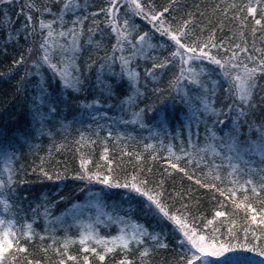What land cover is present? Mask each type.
Returning a JSON list of instances; mask_svg holds the SVG:
<instances>
[{
  "label": "snow or ice",
  "instance_id": "snow-or-ice-1",
  "mask_svg": "<svg viewBox=\"0 0 264 264\" xmlns=\"http://www.w3.org/2000/svg\"><path fill=\"white\" fill-rule=\"evenodd\" d=\"M0 34V79L19 73L26 97L23 122L0 127V264H264V0H0ZM84 120L104 143L128 123L162 137L93 166L77 129L64 174L111 210L87 222L86 202L53 216L64 197H30L16 163Z\"/></svg>",
  "mask_w": 264,
  "mask_h": 264
},
{
  "label": "trees",
  "instance_id": "trees-1",
  "mask_svg": "<svg viewBox=\"0 0 264 264\" xmlns=\"http://www.w3.org/2000/svg\"><path fill=\"white\" fill-rule=\"evenodd\" d=\"M192 2V0H189ZM15 19V16H13ZM21 19H23L21 17ZM2 36V34H0ZM4 43L3 39H0V46ZM23 43V40H21ZM13 52V46H9L8 48V56L0 57V71L4 70V65L7 64L11 58ZM19 79V73L14 75L11 80H3L0 79V127H4L5 125H13L14 123H22L23 122V111L22 105L25 96L17 93L15 88V83ZM112 113H110L111 115ZM122 120H128L129 117L121 115ZM90 121L84 120L83 127L80 125H73L70 133H63L61 136H66V141L61 140V136H57L55 141H49L47 138L43 140L34 141L35 147L29 151L28 147L25 146L21 149L20 159L16 162L17 164H23L25 170L27 171V175L25 179L30 182L29 186V196L30 197H38L41 193L46 194L50 200L56 199V194L59 193L60 196L64 197V201L58 203L55 209L52 211V214L59 213L61 210L63 211L68 204L73 203L74 201H79V196L77 191V183L73 181L71 176L64 174V169H76L78 167V160L76 159L75 153V144L74 138L79 135V132H83L85 135L84 141L81 142V151L86 153L88 156L92 157L93 166L95 161L99 160L102 149L104 147L109 148V155L118 154L119 148L123 147L125 144L128 146V150L131 151L138 142H147V138L152 136L155 133V128H153L150 133L147 128L141 130L139 125H135L132 123H128L127 125H120L117 130L131 132L132 137L129 138L125 136L119 142L115 140V138H109L107 143H104L105 133L101 130L98 135H95L96 127L95 124L92 125L91 128L88 127ZM79 129V132L77 131ZM95 131V132H93ZM196 129L193 127V132L195 133ZM201 133V137L197 138L195 135L193 136V142H197L198 139L202 140L203 135V127L199 129ZM177 133H181L184 139H187V128L180 129L176 126H173L169 131H166L163 135L169 137V139L176 135ZM91 137L92 140L95 141L94 144L88 143V138ZM162 137L155 136L154 139L159 140ZM167 144V140L164 141ZM173 143L179 147V139L173 141ZM57 144H63L62 147H56ZM51 145V147H50ZM116 149V152L113 153V149ZM43 161V163H41ZM33 167L37 169L39 167H44L47 171L55 172L59 170L63 179L60 181L56 180H48L46 178H41V174L39 171H31ZM154 166V171H155ZM227 172L222 171V173ZM224 175V174H221ZM243 178V177H242ZM186 183V182H185ZM227 186V182H226ZM86 195V193H82L81 195ZM121 192L119 190H112L108 196H112V199L119 201L121 197ZM80 196V197H82ZM39 202V201H37ZM137 213L140 214V209L137 208ZM116 228L112 229L114 233ZM102 234L105 233V228L102 227L100 229ZM70 233H74L70 230ZM61 234L60 231L57 232V235Z\"/></svg>",
  "mask_w": 264,
  "mask_h": 264
},
{
  "label": "rangeland",
  "instance_id": "rangeland-1",
  "mask_svg": "<svg viewBox=\"0 0 264 264\" xmlns=\"http://www.w3.org/2000/svg\"><path fill=\"white\" fill-rule=\"evenodd\" d=\"M93 132H95V131H93ZM194 143H196V142H194ZM217 162L218 163L220 162L219 159H217ZM241 167H244V165H241ZM225 170L228 172V169L226 166L222 167L221 168V174L227 173V172L222 173V171H225ZM243 178H245V177H243ZM87 200L84 202L87 203L88 207L84 209L83 215L81 217H78V219H84L87 222V219H88L90 212L92 214L93 219L95 218L97 211H99V213H111V210L109 208L105 207L102 202L99 206V209H97L96 204H95V200H92V201H89V200L87 201ZM109 202H111V201H109ZM61 212H62V210L59 213L52 214V215L55 216L57 214H60ZM65 222H67V224L72 223V221H70V220H66ZM73 227H75V226H73ZM100 227H103V226H99V231H100ZM78 231H79L78 227H75L74 234H76Z\"/></svg>",
  "mask_w": 264,
  "mask_h": 264
}]
</instances>
